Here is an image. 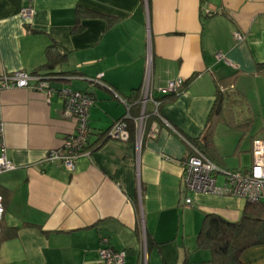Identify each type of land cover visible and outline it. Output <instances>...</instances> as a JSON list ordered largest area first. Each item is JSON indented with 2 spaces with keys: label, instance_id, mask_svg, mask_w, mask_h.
<instances>
[{
  "label": "crops",
  "instance_id": "crops-1",
  "mask_svg": "<svg viewBox=\"0 0 264 264\" xmlns=\"http://www.w3.org/2000/svg\"><path fill=\"white\" fill-rule=\"evenodd\" d=\"M24 6L33 8L28 20ZM149 60L154 87L180 78L184 89L154 91L159 104L144 105L139 134ZM261 63L264 0H0V122L16 165L0 173V264H104L103 245L124 250V264H212L197 238L205 216L237 221L247 201L187 189L184 161L197 149L219 168V186L223 171L251 167L252 141L264 138ZM17 71L52 78L42 88L1 87ZM221 85L230 103L203 145ZM61 88L92 96L86 153L73 171L38 164L74 131ZM126 102L128 140L108 137ZM240 258L264 264V243Z\"/></svg>",
  "mask_w": 264,
  "mask_h": 264
},
{
  "label": "built area",
  "instance_id": "built-area-1",
  "mask_svg": "<svg viewBox=\"0 0 264 264\" xmlns=\"http://www.w3.org/2000/svg\"><path fill=\"white\" fill-rule=\"evenodd\" d=\"M32 14L33 8L31 6H24L20 10V15L25 20H28ZM234 38L237 41L243 40V36L240 33L236 34ZM216 57L225 59L221 53L216 54ZM225 61L229 64V61ZM147 73L139 90V101L142 104V109L135 120L139 133L145 116L144 105L148 101L155 105L159 104V101L154 96V91L160 96H164L178 93L184 89V82L180 78L168 81L163 87H154L150 80V60L147 62ZM46 76L42 73L30 74L24 71H17L11 75H5L2 78L1 87L42 88L48 85L45 80ZM225 88L222 85L219 86L221 92ZM59 93L63 97L64 115L72 117L75 120L74 131L65 137L60 147L47 150L39 159L38 164L58 163L66 170L73 171L75 161L83 153L87 142L89 132L88 111L92 103V96L88 93L68 88L60 89ZM125 104L126 112H128L130 104L128 102ZM129 116L128 113L125 114V117ZM3 128V123L0 122V173L16 167L5 155ZM107 135L119 140H126L128 132L124 121H115L107 131ZM193 150V154L188 156L184 161V180L187 189L213 194H228L240 197L248 202L264 200V138H255L252 141L251 153L253 164L251 167L247 171H223L224 183L221 186L216 184V174L219 168L197 149L194 148ZM185 202L188 204L191 202V199L186 197ZM3 213V200L0 195V220ZM102 241L106 242L107 238L103 237ZM98 256L104 264H124L126 260V252L124 250H114L108 245H103L98 249ZM142 262L146 264L144 258Z\"/></svg>",
  "mask_w": 264,
  "mask_h": 264
},
{
  "label": "trees",
  "instance_id": "trees-1",
  "mask_svg": "<svg viewBox=\"0 0 264 264\" xmlns=\"http://www.w3.org/2000/svg\"><path fill=\"white\" fill-rule=\"evenodd\" d=\"M51 48L50 45L47 48L49 58ZM258 68L264 70V63L259 64ZM180 92L164 96L174 97ZM230 93V91L217 93L210 110L203 145H208L210 141L208 130L211 119L220 113L222 102L230 103L228 99L231 97ZM197 238L199 245L210 249L212 264H244L240 258L241 253L253 245L264 243V200L247 202L242 217L237 221H229L215 214H207Z\"/></svg>",
  "mask_w": 264,
  "mask_h": 264
},
{
  "label": "rangeland",
  "instance_id": "rangeland-1",
  "mask_svg": "<svg viewBox=\"0 0 264 264\" xmlns=\"http://www.w3.org/2000/svg\"><path fill=\"white\" fill-rule=\"evenodd\" d=\"M236 34H239L238 32H235L234 33V36H236ZM218 54V53H217ZM50 78H52L51 77V75H47L46 77H45V80L47 81V83H48V80H50ZM94 81H96V80H94ZM62 89V88H61ZM129 104H132V103H130V102H128ZM131 108V107H130ZM130 108L128 109V112H126L125 111V113L122 115V117L121 118H119L118 120H122V121H124V123H125V127H126V129H127V121L128 120H130V119H133L134 118V116H132V113L130 112ZM129 114L130 116L129 117H125V114ZM138 117V116H137ZM136 117V118H137ZM136 118H135V120H136ZM127 132H128V130H127ZM140 134V133H139ZM109 137V136H108ZM128 138H129V133H128ZM128 138L126 139V140H128ZM126 140H123V141H126ZM83 153H86L85 151H83ZM82 153V154H83ZM251 155H252V153H251ZM252 164H253V159H252ZM246 201V200H245ZM260 201H262V200H260ZM248 202V201H247ZM3 206H4V204H3Z\"/></svg>",
  "mask_w": 264,
  "mask_h": 264
}]
</instances>
